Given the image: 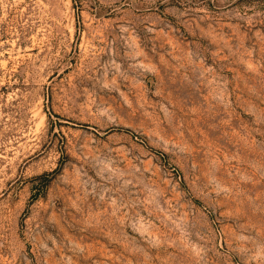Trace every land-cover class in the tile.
Returning <instances> with one entry per match:
<instances>
[{"label": "rangeland", "instance_id": "374dc122", "mask_svg": "<svg viewBox=\"0 0 264 264\" xmlns=\"http://www.w3.org/2000/svg\"><path fill=\"white\" fill-rule=\"evenodd\" d=\"M0 264H264V0H0Z\"/></svg>", "mask_w": 264, "mask_h": 264}]
</instances>
